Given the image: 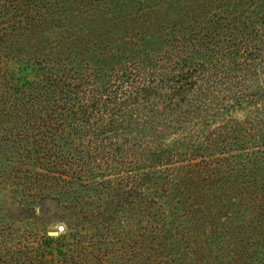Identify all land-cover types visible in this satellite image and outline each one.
I'll use <instances>...</instances> for the list:
<instances>
[{
	"label": "trees",
	"instance_id": "16d2710c",
	"mask_svg": "<svg viewBox=\"0 0 264 264\" xmlns=\"http://www.w3.org/2000/svg\"><path fill=\"white\" fill-rule=\"evenodd\" d=\"M178 1L26 0L14 11L0 8L7 115L0 141L9 148L7 159L0 153V179L8 197L59 201L85 189V203L99 210L102 200L136 194L159 211L165 199L189 197L196 178L250 172L264 198V0L190 3L208 23L171 37L162 25L157 50L138 18ZM125 9L131 13L121 18ZM99 21L113 24L96 32ZM30 33L25 55L2 51ZM15 231L0 227V240L29 238ZM58 238L20 243L4 261L51 264Z\"/></svg>",
	"mask_w": 264,
	"mask_h": 264
},
{
	"label": "rangeland",
	"instance_id": "374dc122",
	"mask_svg": "<svg viewBox=\"0 0 264 264\" xmlns=\"http://www.w3.org/2000/svg\"><path fill=\"white\" fill-rule=\"evenodd\" d=\"M19 2L2 0L0 8L9 7L14 11L15 6L26 5V0ZM201 2L181 0L171 8L162 6V12L156 16L138 18V29L142 32L145 28L155 35L151 43L155 49H161L156 35H160L162 25L170 26L167 37H171L176 35V30L189 33L193 26L208 23L203 10H187L190 3ZM130 13V9H125L121 18ZM152 22H155L154 27ZM112 24L99 21L92 26L97 32ZM34 35L36 33H30V39H16L9 44V49L2 51L13 56L25 55ZM96 37L104 38L103 35ZM1 116L7 115L2 112ZM238 116L242 118L240 113ZM0 136H6L2 129ZM8 149L5 141H0L4 159L8 158ZM0 163L2 167L6 162ZM250 174L220 173L209 181L196 178L189 197L175 193V200L165 199L159 203V211L157 204L151 205L148 198L136 194L102 200L99 210L91 202L85 203L88 199L85 189L77 196L62 197L59 201L47 198L34 203L26 198L15 202L5 193L8 183L0 179V209L1 206L4 209L0 210V227L7 232L15 229L16 235L29 237L1 239L0 256L3 257L0 264H6L4 259L14 248L23 247L20 243L42 240L52 232H58L51 236L59 238L52 244L58 252L55 251L51 264H264V198H260L262 186L256 188ZM178 198L184 205L175 206ZM257 200L261 202L258 204ZM255 201L257 207H254ZM92 210H98L96 217L89 213ZM6 214L18 219L37 218L19 223L11 218L8 220ZM37 222L41 226L33 224ZM60 226L64 229L60 230ZM99 237L105 243L101 248L94 246Z\"/></svg>",
	"mask_w": 264,
	"mask_h": 264
},
{
	"label": "water",
	"instance_id": "95a60500",
	"mask_svg": "<svg viewBox=\"0 0 264 264\" xmlns=\"http://www.w3.org/2000/svg\"><path fill=\"white\" fill-rule=\"evenodd\" d=\"M59 229H60V230H63L64 227H63V226H60ZM50 235H58V232H52V233H50Z\"/></svg>",
	"mask_w": 264,
	"mask_h": 264
}]
</instances>
